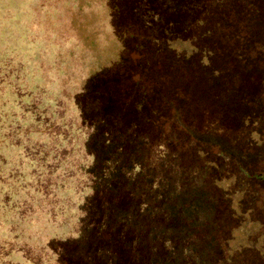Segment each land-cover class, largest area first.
I'll use <instances>...</instances> for the list:
<instances>
[{
  "label": "rangeland",
  "instance_id": "1",
  "mask_svg": "<svg viewBox=\"0 0 264 264\" xmlns=\"http://www.w3.org/2000/svg\"><path fill=\"white\" fill-rule=\"evenodd\" d=\"M161 3L0 0V264H60V245L79 236L82 207L93 195L88 171L92 162L86 152L92 130L76 98L90 80L96 81L99 91L113 89L123 95L135 124L141 118L144 125L158 124L155 135L163 132L161 116L173 117L172 132L160 139L161 144H173V139L185 146L187 163H195L191 167L198 170L191 187L220 192L229 213L217 223L215 248L221 241L219 254H225L230 264L236 257H246V264H264V85L251 87L252 92L261 90L256 100L232 104L224 125L218 120L213 126L214 116L203 108L199 116L204 128L196 130L200 137L194 135L193 140L191 133L179 131L178 118L194 114L195 97L179 96L175 117L163 104L145 99V90L153 88L156 73L179 80L184 94L196 90L205 75L199 66L207 67L213 40L199 37L197 30L193 39L171 44L185 68L176 72L164 57L160 66L155 65V52L145 47L139 24L130 29L134 36L129 38L130 32L124 33L127 24L114 19L119 12L144 6L146 11L155 10ZM177 4L186 5L187 0ZM193 11L189 10L191 18L198 15ZM135 43L144 54L139 66L131 57ZM136 68L146 71L140 73L138 85L125 76ZM200 108L195 106L196 113ZM201 138L214 142L210 145ZM141 158L139 153L125 155L123 166L140 167L139 180L154 184L163 171L153 172ZM178 165L176 171L189 170ZM175 170L168 168L164 178Z\"/></svg>",
  "mask_w": 264,
  "mask_h": 264
},
{
  "label": "trees",
  "instance_id": "2",
  "mask_svg": "<svg viewBox=\"0 0 264 264\" xmlns=\"http://www.w3.org/2000/svg\"><path fill=\"white\" fill-rule=\"evenodd\" d=\"M177 1L162 0L155 10L146 11L144 6L134 12H119L114 19L127 24L124 33L139 24L145 47L155 52V65L160 66L159 59L164 57L176 72L184 67L171 44L193 39L197 30L199 37L213 40L207 67L199 66L205 75L197 91L187 89L184 94L180 81L164 77L163 73L154 74L153 88L145 90V99L151 97L156 105L163 104L175 117L176 99L194 96L195 106L201 107L199 112L194 106L189 119L178 118L177 128L191 133L196 140L195 136L200 137L197 128H204L199 116L203 108L207 115L214 116L213 126H218V120L224 125L230 106L256 100L261 90L252 92L251 87L262 89L264 85V0H187L182 6ZM190 9L193 14L198 13L195 18L189 16ZM132 32L126 37L132 38ZM133 49L136 52L131 57L139 66L144 54L137 43ZM138 69L125 74L135 85L142 79L140 73L146 72ZM188 70L192 74L193 70ZM95 82L90 80L83 95L76 98L84 121L92 130L86 152L92 162L88 171L93 195L82 207L79 236L60 245V264H230L225 254H219L221 241L220 247L215 248L217 223L229 215L220 192L191 187L195 184L191 177L198 170L191 167L195 163H187L185 146L172 136L173 144H161L160 139L172 132L173 117L161 116L163 132L159 130L162 134L158 131L155 135L153 130L159 128L158 124L144 125L142 118L135 124L128 115L130 106L124 104V96L113 89L99 91ZM201 139L210 145L214 142L213 138L211 143L207 138ZM132 153L142 155L141 164L153 166V172L162 170L163 177L156 176L154 184L142 183L140 167L123 166V156ZM178 164L189 170L176 171L181 168ZM168 168L175 172L164 178ZM180 172L185 173L179 175ZM200 172L206 173L205 169ZM246 263V257H236L231 262Z\"/></svg>",
  "mask_w": 264,
  "mask_h": 264
}]
</instances>
